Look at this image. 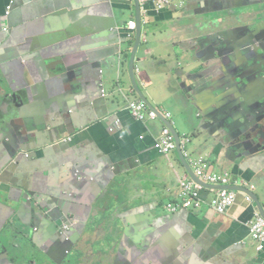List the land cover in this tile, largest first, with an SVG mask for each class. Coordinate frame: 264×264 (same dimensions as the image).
<instances>
[{
	"label": "crops",
	"instance_id": "crops-1",
	"mask_svg": "<svg viewBox=\"0 0 264 264\" xmlns=\"http://www.w3.org/2000/svg\"><path fill=\"white\" fill-rule=\"evenodd\" d=\"M9 1L0 0V236L8 225L17 232L31 229L33 243L21 248L32 247L33 264H127L140 249V264H256L251 260L264 257L250 238L248 223L257 206L248 201L249 192H237L223 213L207 205L165 208L177 196L178 178L190 177L177 150L165 157L153 148L165 118H151L147 111L140 122L127 110L128 101L140 99L130 75L136 27L132 44L127 37L143 14L150 21L143 34L158 33L150 47L143 38L135 79L156 109L171 113L180 139L190 138L193 152L183 146L186 163L205 157L210 170L262 193L264 160L242 159L264 148V140L234 125L212 136L195 132L196 114L183 106L200 102L187 99L182 79L168 73L170 63L185 77L189 42L211 32L226 31L227 40L222 34L219 39L231 55L256 62L246 47L247 22L240 20L263 17L264 0H251L259 3L258 11L243 8L248 0H169L162 9L153 0H14L8 15ZM229 17L234 21H225ZM235 41L243 46L238 53L231 50ZM254 124L264 131L259 119L244 125ZM79 129L73 144L66 143ZM200 137L207 140L205 151L194 140ZM20 153L31 158L12 164ZM26 188L37 192L32 200ZM211 195L202 191L204 198ZM61 213L73 218L65 236L56 234L51 219ZM239 255L244 259L238 261Z\"/></svg>",
	"mask_w": 264,
	"mask_h": 264
},
{
	"label": "water",
	"instance_id": "water-1",
	"mask_svg": "<svg viewBox=\"0 0 264 264\" xmlns=\"http://www.w3.org/2000/svg\"><path fill=\"white\" fill-rule=\"evenodd\" d=\"M248 1L243 5V8L246 10L255 9L259 6V3L255 1ZM9 3L11 9L9 10L8 15L11 14L14 6V0H10ZM259 7L256 11L259 10ZM205 8L207 7L203 6V9ZM142 17L143 14L142 16L137 14L135 21L137 23L136 39L130 59V75L135 93L148 105L151 110H156L143 94L142 90L138 87L135 79L136 55L143 38L146 41V45L150 47L156 43L155 37L157 36L156 33H158L156 30L150 29L148 32L149 34H143L144 27L149 25L150 21H143ZM145 17H148V14H145ZM251 20L253 19H250L249 21L241 19L240 22H247L244 28L247 29L248 35L246 37L249 42L246 47L253 52L257 63L250 60L248 57H241L235 54L231 55V53L224 46L223 41L219 39L222 34L223 39L225 41L227 40L226 31L221 32V34L219 32H211L199 35L198 39L189 42L190 48L186 53L187 63L182 69L185 77L179 74V71L181 70L179 67L173 66L169 63L168 76L171 79H182L181 87L185 97L187 99L195 97L200 102V105L194 103L189 105L185 101V103L189 106H183L184 110L196 114L193 129L197 133L212 136L215 132L229 127L230 125H234L233 130L240 127H244L247 131L254 130L256 133L254 136H257L260 141L264 140V131H261L258 125H244L245 123H249L251 121L258 123V119L259 121L264 122V64H262L264 63V16L253 21ZM225 21L234 20L229 17V19L226 18ZM219 26H221L220 22L215 25V27ZM235 44L237 45H234L231 50L238 53L242 50L243 46L239 41H235ZM205 85H208L209 87L207 91L200 96V93L204 91ZM195 110L197 112H195ZM48 113L53 114L54 117H59V113L55 110L53 112L52 110H49ZM159 118L164 120L163 116H159ZM237 122L242 124H237ZM164 123L167 127H169V130L174 137L177 153L180 155L181 162L185 166L186 172L192 180L204 188L217 189L225 187L226 189H231L236 192H249L253 198L254 204L257 206L256 212H259L264 217V183L262 193L258 194L254 191L255 188H251V186H241L233 182L225 186L213 185L207 184L202 179L195 177L181 153V139L178 136V133L172 128L171 121L165 119ZM81 129L78 130L73 139L67 138L65 139V142L72 145L77 136H79L78 134ZM235 132L236 131H233L231 135H240ZM197 133L194 134V138H196L195 136ZM194 140L199 144L202 150H207V140H204L201 137L198 140ZM189 142L190 138L188 137L186 138V144ZM21 156L28 159L31 158V153H20L11 159V163H18L19 157L21 158ZM260 159L264 160V148H260L250 158L242 159V161L254 163ZM261 180L263 181V179ZM26 189L31 190V192L28 193V200H32L37 192L33 188ZM25 194L23 195L24 198H26ZM46 209L47 208H45L44 211ZM51 210L53 211L54 209ZM51 210L46 213L48 217L51 216ZM62 214L63 213L51 219H54V223L57 228L55 230L56 234L65 236L72 230V226H70L72 223L70 222H73V218L71 219L70 214H63L64 217L59 220ZM67 218L70 219L68 223H66ZM65 225L68 226V228H65ZM33 234L35 235L31 229H26L25 231L21 229V232H17L8 225L2 236H0V264H33L37 254L31 252L32 247L30 251H25L21 248L22 244H25V241H28L31 246V243H33L34 240L31 239ZM138 248H141V246H138ZM41 251L43 252L42 254L46 253L45 250ZM141 251V249L137 250L136 254L132 258H128L126 260L127 264H140V258L142 257ZM257 252L260 254L262 251ZM237 254L240 253L237 252ZM247 257L248 256H246V259ZM243 259L244 257L239 255L238 261ZM251 261L256 264H262L264 262V257L258 256Z\"/></svg>",
	"mask_w": 264,
	"mask_h": 264
},
{
	"label": "built area",
	"instance_id": "built-area-1",
	"mask_svg": "<svg viewBox=\"0 0 264 264\" xmlns=\"http://www.w3.org/2000/svg\"><path fill=\"white\" fill-rule=\"evenodd\" d=\"M167 0L159 1V7L163 6ZM144 2V0H143ZM11 7H8V13ZM135 23H131V29H134ZM128 109L131 115L137 121H143L147 113L146 104L141 101H133L128 103ZM167 119L170 118V113H165ZM149 116L151 118H157V115L153 111H149ZM120 122L117 120L110 131L115 133L119 128ZM184 143L180 144V149L182 150L183 158L186 159L187 155L183 152ZM154 150L165 157H169L176 150V143L174 137L169 130V127L165 126L161 131L160 137L153 145ZM190 168L195 175V177L202 179L207 184L221 185L225 186L232 183V178L226 172H214L210 170V165L203 157L193 158L190 161ZM179 189L177 196L174 200H168L165 208L169 212H177L181 209L187 210H197L203 205L209 206L216 213L225 212L233 203L236 191L231 189L221 188H204L198 183H196L191 178L179 177ZM251 188H255L251 185ZM208 190L212 195L211 197L204 198L202 196V191ZM248 201L253 202L251 196H247ZM250 230V238L255 244L256 251H263L264 249V217L258 212L254 219L248 223ZM68 228V226H64Z\"/></svg>",
	"mask_w": 264,
	"mask_h": 264
},
{
	"label": "rangeland",
	"instance_id": "rangeland-1",
	"mask_svg": "<svg viewBox=\"0 0 264 264\" xmlns=\"http://www.w3.org/2000/svg\"><path fill=\"white\" fill-rule=\"evenodd\" d=\"M159 1H161V0H153V3L154 4H156L157 5V7L159 8V9H162L167 3H169V0H167L165 3H163V6L162 7H159ZM234 2H236V0H233ZM141 11H142V13H148V8H145L144 6L143 7H141ZM134 23H135V27H137V23L135 22V21H133ZM131 34L127 37L128 38V40H130V42H132L133 43V39H134V33H133V29H131ZM131 55H132V53H131ZM124 91H125V88H124ZM103 96H104V93H103ZM124 96H125V94H124ZM135 101V100H134ZM138 101H141V102H143V103H145L144 101H142L141 99H139ZM129 102H133V101H128L127 102V110L129 111V109H128V103ZM146 104V103H145ZM146 107H147V111H153V112H155L156 113V115H157V117H158V113L161 115V116H163L165 119H167V117H166V115H165V113H170V112H168V111H165L163 108H160V109H156L155 107V109L156 110H151L149 107H148V105L146 104ZM129 113L131 114V112L129 111ZM170 115H171V113H170ZM167 120H172V115L170 116V118L169 119H167ZM181 143H184L185 145H186V138H184L183 140H181L180 141V144ZM185 145H184V148H185ZM186 149L187 150H190L191 152H193V149L187 144L186 145ZM203 158H205V157H203ZM206 160V159H205ZM217 173H219V172H217ZM251 196V195H250ZM252 197V196H251ZM166 203H167V201L165 202V205H166ZM99 209H102V207H100ZM62 229V228H61Z\"/></svg>",
	"mask_w": 264,
	"mask_h": 264
},
{
	"label": "clouds",
	"instance_id": "clouds-1",
	"mask_svg": "<svg viewBox=\"0 0 264 264\" xmlns=\"http://www.w3.org/2000/svg\"><path fill=\"white\" fill-rule=\"evenodd\" d=\"M135 71H137V70L135 69ZM135 101H138V100H135Z\"/></svg>",
	"mask_w": 264,
	"mask_h": 264
},
{
	"label": "trees",
	"instance_id": "trees-1",
	"mask_svg": "<svg viewBox=\"0 0 264 264\" xmlns=\"http://www.w3.org/2000/svg\"><path fill=\"white\" fill-rule=\"evenodd\" d=\"M133 41H134V40H133ZM130 44H132V42H131V43H129V45H130Z\"/></svg>",
	"mask_w": 264,
	"mask_h": 264
}]
</instances>
